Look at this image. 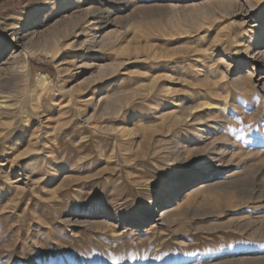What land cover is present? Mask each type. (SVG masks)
I'll return each instance as SVG.
<instances>
[{"label":"rangeland","instance_id":"rangeland-1","mask_svg":"<svg viewBox=\"0 0 264 264\" xmlns=\"http://www.w3.org/2000/svg\"><path fill=\"white\" fill-rule=\"evenodd\" d=\"M0 264H264V0H0Z\"/></svg>","mask_w":264,"mask_h":264},{"label":"bare ground","instance_id":"bare-ground-1","mask_svg":"<svg viewBox=\"0 0 264 264\" xmlns=\"http://www.w3.org/2000/svg\"><path fill=\"white\" fill-rule=\"evenodd\" d=\"M21 36V35H20ZM14 39H15V37H14ZM26 39V38H25ZM24 39V40H25ZM30 39V38H29ZM19 44V43H18ZM257 54V53H256ZM4 65V64H3ZM2 65V66H3ZM47 77L45 76V75H43L42 76V79H46ZM231 173V172H230ZM228 176H230V174L228 175ZM233 179V178H232ZM213 181V182H212ZM221 183V181L220 180H218V179H212V177H210L209 179L207 178L206 179V181H204V182H202V183H199L198 185H196V186H194V185H192L191 186V188L190 189H192V191H196V190H199V189H203V188H206V187H212V186H217L218 184H220ZM180 184V183H179ZM185 185H190V183H187V184H185ZM168 207V206H167ZM155 209V208H154ZM166 212H169L168 211V209L166 210V208L164 209V212H162L161 213V215H159L160 217H163L164 216V214L166 213ZM154 221V220H153ZM163 221V220H162ZM161 221V222H162Z\"/></svg>","mask_w":264,"mask_h":264}]
</instances>
